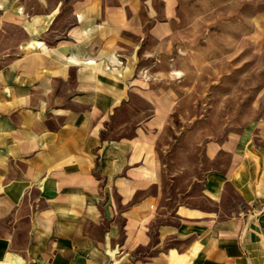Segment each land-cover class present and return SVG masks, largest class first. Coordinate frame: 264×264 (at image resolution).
<instances>
[{"label":"crops","instance_id":"1","mask_svg":"<svg viewBox=\"0 0 264 264\" xmlns=\"http://www.w3.org/2000/svg\"><path fill=\"white\" fill-rule=\"evenodd\" d=\"M155 3L0 0V264H264V133L208 140L168 192L172 99L135 62Z\"/></svg>","mask_w":264,"mask_h":264},{"label":"rangeland","instance_id":"2","mask_svg":"<svg viewBox=\"0 0 264 264\" xmlns=\"http://www.w3.org/2000/svg\"><path fill=\"white\" fill-rule=\"evenodd\" d=\"M171 3L165 13L156 0L165 34L141 41L135 62L148 85L172 99L157 146L174 195L197 176L205 142L246 127L264 133V0Z\"/></svg>","mask_w":264,"mask_h":264}]
</instances>
